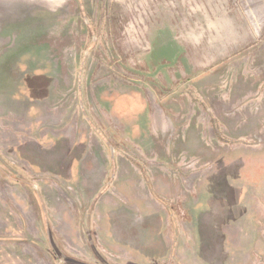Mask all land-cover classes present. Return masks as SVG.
Here are the masks:
<instances>
[{"label": "rangeland", "instance_id": "1", "mask_svg": "<svg viewBox=\"0 0 264 264\" xmlns=\"http://www.w3.org/2000/svg\"><path fill=\"white\" fill-rule=\"evenodd\" d=\"M262 158L264 0H0V264H264Z\"/></svg>", "mask_w": 264, "mask_h": 264}, {"label": "crops", "instance_id": "2", "mask_svg": "<svg viewBox=\"0 0 264 264\" xmlns=\"http://www.w3.org/2000/svg\"><path fill=\"white\" fill-rule=\"evenodd\" d=\"M244 165H245V166H249L250 163H248L247 161H245ZM253 166L255 167L254 172H255V173L258 172L257 174H259V176L262 177V175H263V177H264V158L260 159L259 161H254ZM257 170H259V171H257ZM257 174H256V175H257ZM257 176H258V175H257ZM263 177H262V178H263ZM260 185H261V187H260V188H261V192H264V183L262 182V180H260ZM255 187L258 188V185L255 184ZM256 188H255V189H256Z\"/></svg>", "mask_w": 264, "mask_h": 264}]
</instances>
